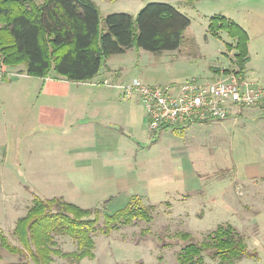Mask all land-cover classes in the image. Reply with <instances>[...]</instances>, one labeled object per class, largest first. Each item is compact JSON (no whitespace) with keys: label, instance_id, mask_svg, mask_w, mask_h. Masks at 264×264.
<instances>
[{"label":"rangeland","instance_id":"1","mask_svg":"<svg viewBox=\"0 0 264 264\" xmlns=\"http://www.w3.org/2000/svg\"><path fill=\"white\" fill-rule=\"evenodd\" d=\"M94 1L99 5L102 16L119 11L136 15L147 3L161 1L174 5L191 19L184 40L176 50L153 53L132 48L123 54L110 56L101 71L108 67L115 75L122 71L126 82L140 78L152 84H171L192 78L208 81L234 74L238 70L235 49L227 46L234 40L225 31L219 32V36L209 31L211 17L219 14L242 25L250 35L247 72L251 74L254 68L264 69V0H196L193 4L187 0ZM217 68L222 72H217ZM223 69L231 72L224 74ZM113 89L121 91L120 88ZM138 104L135 122L131 129L128 127L127 136H121V157L111 162L113 168L108 169L115 178L103 183L94 193L48 184V175H54L56 182L64 181L70 171L76 172L79 168L75 161L77 153L69 151L75 142L62 134L61 139L56 140V152L53 145H42L46 151L39 158L43 159V168L48 175L35 177L36 192L29 183L33 175L24 169L18 170L17 163H9L10 185L0 191V234H5L12 244L22 247L13 230L17 219L25 215L32 204L34 194L63 196L83 207H98L101 209V223L104 213L124 208L132 197L137 196L144 204L153 205L150 210L153 220L123 225L112 230L110 235L98 230L95 234V257L84 258L81 264H178V252L189 240H203L208 232L224 222L232 223L244 235L255 255L234 264H264V213L259 217L261 209L252 205L256 199H247L246 187L235 183L230 185L235 163L240 166V153L237 151L240 145L233 148L236 135L232 133L231 116L223 121L193 123L180 134L173 129L152 130L144 106L140 101ZM27 112L24 116L26 123L31 122L35 126V110ZM7 115L10 121L19 117L11 111ZM83 164L91 166L92 172L94 166L102 165L100 161ZM20 181L28 182V186H22ZM261 187L264 196V186ZM254 189L258 191V187ZM259 203L264 205V198ZM181 232H189L190 239L182 238ZM56 239L58 247L65 252L77 248L69 236H57ZM1 253L0 263L20 259L18 254L6 249ZM52 264L75 262L65 256L54 255ZM205 264L220 263L206 256Z\"/></svg>","mask_w":264,"mask_h":264},{"label":"trees","instance_id":"2","mask_svg":"<svg viewBox=\"0 0 264 264\" xmlns=\"http://www.w3.org/2000/svg\"><path fill=\"white\" fill-rule=\"evenodd\" d=\"M187 1L193 4L196 0ZM190 24L191 19L174 5L161 1L147 3L136 15L119 11L102 16L94 0H0V55L5 65H24L31 76L46 77L53 71L71 81H88L100 73L112 55L132 48L153 53L178 49ZM209 31L218 36L221 31L229 34L234 40L227 46L235 49V74L248 77L247 30L219 14L211 17ZM216 70L222 72L221 68ZM230 72L223 69L224 74ZM167 128L162 126L161 130ZM152 206L134 196L124 208L104 213L101 223L98 207H83L63 196L34 194L32 204L17 219L13 230L22 247L0 234V260L2 249L18 254L20 259L0 264H52L54 255L81 264L84 258L95 257L98 230L110 235L123 225L150 222ZM57 236L71 237L77 248L63 251L58 247ZM181 237L190 239V233L181 232ZM206 256L220 264L255 257L244 235L230 222L220 223L203 240H189L177 259L178 264H205Z\"/></svg>","mask_w":264,"mask_h":264},{"label":"crops","instance_id":"3","mask_svg":"<svg viewBox=\"0 0 264 264\" xmlns=\"http://www.w3.org/2000/svg\"><path fill=\"white\" fill-rule=\"evenodd\" d=\"M8 68L15 72L0 80V191L10 185L9 163H17L18 170L24 169L33 175L34 184L32 181L29 183L36 192V178L48 173L44 171L43 159L39 158L46 151L42 145H53L56 152V140L61 139V134L75 142L69 151L77 153L75 161L79 168L76 172L70 171L64 181L56 182L54 175L46 174L50 180L48 184L94 193L103 183L114 179L115 174L110 171L113 168L111 162L121 157V136H127L128 127L131 129L135 122L138 101H142L138 96H126L122 90L117 92L113 89L117 87L105 86L101 82L104 79L126 82L124 73L121 71L115 75L108 67L91 80L71 81L53 71L46 77L31 76L26 73L24 65ZM246 75L264 85V69L254 68L251 74L246 70ZM31 109L35 110V126L31 122L26 123L24 117ZM9 111L19 117L10 121ZM229 119L234 126L232 133L236 135L233 148L240 145L237 150L240 166L235 163L230 185L235 183L246 187V197L251 201L256 199L252 205L261 209L258 214L261 217L264 213V205L259 203L264 198L261 187L264 186V107L237 109ZM92 161L102 164L94 166V172L91 166L83 164ZM20 183L28 186V182ZM254 187H258V191Z\"/></svg>","mask_w":264,"mask_h":264},{"label":"built area","instance_id":"4","mask_svg":"<svg viewBox=\"0 0 264 264\" xmlns=\"http://www.w3.org/2000/svg\"><path fill=\"white\" fill-rule=\"evenodd\" d=\"M8 67L0 55V80L11 73ZM101 84L120 88L126 96H138L152 130L167 126L184 131L193 123L225 120L243 107H264V85L235 73L210 81L192 78L181 83L152 84L137 78L131 82L104 79Z\"/></svg>","mask_w":264,"mask_h":264}]
</instances>
